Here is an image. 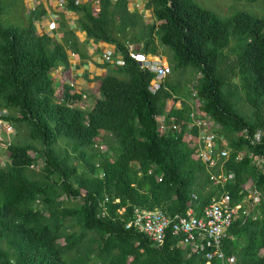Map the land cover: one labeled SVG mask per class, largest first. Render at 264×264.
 Here are the masks:
<instances>
[{"label": "trees", "instance_id": "trees-1", "mask_svg": "<svg viewBox=\"0 0 264 264\" xmlns=\"http://www.w3.org/2000/svg\"><path fill=\"white\" fill-rule=\"evenodd\" d=\"M65 6L76 17L70 24L58 11L56 39L36 29L44 6L27 13L23 0H0V117L18 132L0 161V264H264V133L251 141L264 129V13L220 16L194 0H147L154 16L146 22L128 0ZM92 41L93 53L101 42L113 45L111 60L97 65L104 72L81 75L88 87L55 84L51 72L62 65L67 73L69 51L85 56ZM129 43L168 54L172 71L188 74L185 85L164 79L149 90L154 72L128 55ZM189 76L228 140L227 156L213 165L197 154L195 125L157 128L158 113L167 122L186 118ZM86 93L90 108L75 103ZM172 96L181 108H165ZM220 171L233 176L214 183L210 173ZM248 185L259 199L246 200L249 213L229 225L222 263L170 232L157 243L125 227L135 208L174 215L192 207L199 215L223 194L231 204L243 201Z\"/></svg>", "mask_w": 264, "mask_h": 264}, {"label": "built area", "instance_id": "built-area-1", "mask_svg": "<svg viewBox=\"0 0 264 264\" xmlns=\"http://www.w3.org/2000/svg\"><path fill=\"white\" fill-rule=\"evenodd\" d=\"M130 55L136 59H144V54L137 51H131ZM103 56L107 60L110 58L107 52ZM119 62L123 61L119 60ZM155 69L160 76L167 73L170 67L166 64H156ZM158 85V80L152 81L153 88L158 87ZM172 103L173 105L179 106V100L175 101L171 99L169 105ZM157 121L158 129L161 133L168 131L170 127L172 129H179L182 123H186L189 129L195 125L198 129L196 134L199 146L198 156L206 164L213 165L228 154V149L223 144L224 139H219L216 133L219 125L211 116L201 112L196 101L192 103V109L189 112L187 120L181 119L179 123L171 121L168 124L165 121L164 114H160L157 116ZM1 125L5 126V129H3L7 135L4 140L5 144H8L14 130L10 124L2 120H0V127ZM263 133V128H257L251 141L259 140ZM258 159L263 160L262 157ZM232 176L233 172L231 171L227 173L223 171L210 173V178L214 183H222ZM247 187L250 186L248 185ZM192 196L196 197L195 193ZM249 198L253 202L259 199V193L254 187L249 188V192L244 196L243 201L233 204L230 203L229 197L223 194L219 198H213L209 203L204 205L199 215L194 213L192 207L187 208L184 213H175L174 215H169L159 208H135L133 217L127 221L125 227L128 228L132 225L143 230L157 243H162L168 232H170L172 236L180 237V241L177 240V242L186 245L189 250L200 252L205 258L209 260L215 259L222 263L225 260L222 241L232 221L242 214L249 213V208L245 203Z\"/></svg>", "mask_w": 264, "mask_h": 264}, {"label": "clouds", "instance_id": "clouds-1", "mask_svg": "<svg viewBox=\"0 0 264 264\" xmlns=\"http://www.w3.org/2000/svg\"><path fill=\"white\" fill-rule=\"evenodd\" d=\"M81 1H84V0H76V2H81ZM91 1H92L93 5H97L98 2H99V0H91ZM23 2H24V0H23ZM43 2H44V4H45L44 7H45V10H46V17H44V18H43L42 20H40V21H37L36 23L42 22V23H45V24H47V25L50 23L49 20L47 19V9H48V8L51 9L53 12H55V15H56L57 17H58V11H59L60 9H62V10L64 11V15L66 16L67 19H68V16H70V15L73 17V19L76 17V16L74 15V13H73L71 10L67 9V7L65 6V4H66V0H43ZM146 2H147V0H128V6H129V8H130L131 10L136 9L138 12H140V13L142 14V16H143V18H144V20H145L146 22H150V21L153 20V16H154V15H153V13H152V10L146 6ZM24 3H25V2H24ZM31 3H32V5H29V4L26 5V12H27V13L31 12V10L35 9V7L39 5V4L37 3L36 0H35L34 2H31ZM49 5H50V6H49ZM42 6H43V5H42ZM147 14L151 16V18H152L151 20H148V19L146 18V15H147ZM59 20H60V17H58L57 25H59ZM72 24H74V20L72 21ZM77 29L81 30V28H78V27H77ZM43 30H45V31H47V32H50V34H52L51 31L48 30V29H43ZM52 35L54 36V34H52ZM54 37H55V36H54ZM58 37H59V36H58ZM128 47H129V49H128V55H129L131 58H133V57L130 55V52H131V51H132V52L137 51V52H140V53H143V54H144V59H136V58H133V59H134V60H137V61L139 62L141 68H147V69H149V70H151V71L154 72L153 77L150 79V82H149L148 88H149V90H151L152 92L156 91V90L160 87V85H161L162 81L165 79L166 75L172 72V65H171L170 60H169V55L167 54V56L164 57V55H166V54H163V53L144 52V51H141V50H138V49L133 48L132 44H130V43H129ZM110 51H111V50H104V51L102 52L101 59H102V60H107V59L104 58L103 54H104L105 52H107V53L109 54V56H110ZM73 52H74V51H69V53L72 54V55L74 54ZM109 60H111V56H110V58H109L107 61H109ZM119 60H122V61L124 62V59H123L121 56H118L116 62H118V63H123V62H119ZM156 64H166V65H169L170 70H169L167 73H165V74L159 76L158 73H157V70L155 69V65H156ZM150 65H151V66H150ZM153 80H158V83H159L158 87H156V88H153V87H152V81H153ZM68 82H69V81H68ZM72 82H73V80H72ZM72 82H69L70 85H71V87H72L73 89H76L78 86L75 88V87H74V84H73ZM74 82H75V81H74ZM193 83H196V78L194 79L193 82L189 83V86H190V88H191V96L184 98L185 101L189 103V111H188L187 114H186V118H180V120H181V119H184V120H187V119H188L189 112H190L191 109H192V103H193V101H196V102H197V105L199 106V108H200V110H201V112H204V113L208 114L209 116H211V117L214 119V121L219 125L218 128H217V130H216L217 136H218L219 139H224V143H223V144H224V146L228 149V152H229V147H228V140H227V138H226L225 136H223L222 134H219V133H218V129L221 127V126H220V123L217 122V121L215 120V118H214L210 113H208V112H206V111L203 110V108H202L203 101H202V99L200 98L199 93H198L197 89L194 87V84H193ZM193 93H194V95H193ZM171 99H172V100H175V101H176V100H179V106L173 105V103H172L171 105H169V101H170ZM80 100H81V99H80ZM79 106H80V105H79ZM91 106H92V105H91ZM91 106H90V107H91ZM90 107H89V108H90ZM172 107L181 108V107H182V101H181V99H176L174 96L170 97V98L167 100V102H166L165 108L168 110V109H170V108H172ZM160 114H163V113H158V114L155 116L156 121H157V116L160 115ZM164 116H165V114H164ZM172 118H174V119H172ZM0 120L6 122V123H8V124H10V126L13 128V130H15V131L13 132V135H12L11 139L9 140V143H10V141H11L12 139H14V138L17 136L18 132H17V130H16V128H15V126H14L13 124H11L10 122H7L6 120H3L1 117H0ZM166 120H167V119H165V121H166ZM174 120H175V116H171V117H170V122H171V121H174ZM180 120H179V122H180ZM170 122H169V120H168V122L166 121V123H168V124H169ZM157 123H158V121H157ZM184 124H186V123H184ZM182 125H183V124H181L180 128H179V129H176V131H180V130L182 129ZM157 128H158V124H157ZM169 129H172V128L170 127ZM169 129H168V130H169ZM173 129H175V128H173ZM187 129H189V128H187ZM1 130H2V132H3L4 129L1 127ZM158 130H159V129H158ZM244 130H245V129H243V131H244ZM2 132H1V133H2ZM166 132H167V131H166ZM164 133H165V132H163V134H164ZM6 135H7V134H4V135L2 134V135L0 136V157H1V158H2L1 154L4 153L3 148L9 144V143H8V144H5V140H4V139H5ZM194 137H195V139H194V140H195V144H197V150H198V149H199V146H198V142H197V136L195 135ZM96 144H99V146H97V147H99L100 150H106V149H107L106 145L103 144V143H98V142H96L94 145H96ZM31 154L33 155L34 152L31 151ZM197 154H198V151H197ZM4 156H6L5 153H4ZM41 162H42V160H41V158H39V159H38V164L35 165V168H39V166L41 165ZM101 173H102V172H101Z\"/></svg>", "mask_w": 264, "mask_h": 264}, {"label": "crops", "instance_id": "crops-1", "mask_svg": "<svg viewBox=\"0 0 264 264\" xmlns=\"http://www.w3.org/2000/svg\"><path fill=\"white\" fill-rule=\"evenodd\" d=\"M35 0H24L25 4L32 5L31 2H34ZM38 4H41L45 6L43 0H36ZM50 6V5H49ZM146 18L148 20H151L150 15H146ZM47 19L49 20V24H45L42 22L35 23L36 29L38 32H41L43 29H48L53 32L55 37L58 38V33H57V21L58 17L55 15V12H53L51 9H47ZM81 30H77L78 34L81 35L82 33L80 32ZM86 50H85V56L80 55L78 52H73L74 54L69 53V60H70V69L67 71L69 74L68 76L71 77L72 80L75 81L76 87L78 86H87V84H91V81L85 80L81 75L86 74L88 78H91L97 74H102L104 72V67L97 66L101 61V55L104 50H111L113 49V45L106 43V42H101L100 43V51L96 55H93L91 57V51L94 50V42H86ZM89 54V55H88ZM57 72L58 75L54 76L55 73ZM51 74L55 78V84H59L62 80V77L64 76L62 72V65H59L57 68H55ZM65 80V79H64ZM69 81V82H72ZM68 82V80H66ZM73 83V82H72ZM87 88V87H85ZM86 97V94L83 96ZM1 156H4V153L1 154Z\"/></svg>", "mask_w": 264, "mask_h": 264}, {"label": "rangeland", "instance_id": "rangeland-1", "mask_svg": "<svg viewBox=\"0 0 264 264\" xmlns=\"http://www.w3.org/2000/svg\"><path fill=\"white\" fill-rule=\"evenodd\" d=\"M195 2H197L198 4L207 7L213 11H215L217 14H219L220 16H228L230 13H232L235 10H246L250 13H254V14H262L264 13V0H194ZM14 17H11L12 20L16 19V21H20V18L17 17L14 14ZM73 17L70 15L68 16V21L71 24L73 21ZM51 33L53 34V32L51 31ZM55 36V35H54ZM56 39H58L57 37H55ZM92 53L90 54L91 57L93 55H96L99 52H95L93 53V51H91ZM167 55H164V57H166ZM58 75L57 72L55 73L54 76ZM69 74L64 73V76L62 77V79L64 80H68L71 81V77L68 76ZM199 74L197 73L196 76H198ZM188 74L179 76V74L175 71H172L171 73L166 75L167 80H169L170 82H175L177 80H179L180 84H182V86H184V81L186 80ZM190 83L194 81L195 78L190 77ZM73 84L74 87L76 88V83L73 80ZM91 84H87V87L90 86ZM92 89V87L90 88V90ZM60 91V87H58L57 89V93L59 94ZM92 95H88L86 93V97H82L81 100H76L75 103L77 105L82 106L83 108H89L92 104H93V97H91ZM2 128L5 129V126L1 125ZM0 127V136L3 134H6V131L1 130ZM15 131V130H14ZM2 132V133H1ZM3 157V156H2ZM2 160V158L0 157V161Z\"/></svg>", "mask_w": 264, "mask_h": 264}]
</instances>
